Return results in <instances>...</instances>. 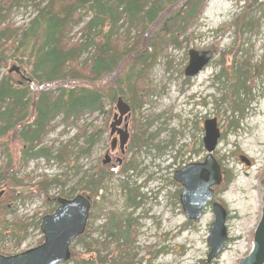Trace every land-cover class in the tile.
<instances>
[{"label": "rangeland", "instance_id": "rangeland-1", "mask_svg": "<svg viewBox=\"0 0 264 264\" xmlns=\"http://www.w3.org/2000/svg\"><path fill=\"white\" fill-rule=\"evenodd\" d=\"M250 1L207 0L200 17L187 30L192 33L188 44L170 46L157 60L150 73L152 94L142 106L141 116L130 112L128 117L130 137L122 165L112 170V178L104 182L91 201L86 225V230L90 231L84 230L86 235L83 238L91 247L94 240L105 242L104 251L117 254L116 243L104 240L105 234L100 228L111 218L122 223L133 222L134 234L130 239L134 264H237L251 250L264 196V68L245 82L249 87L247 94L240 97V105L244 107L241 111H231L229 97L236 66L247 64L254 72L257 65H264V2L258 0L263 9L255 4L245 12V4ZM34 13L33 1L29 0L24 6L13 9L7 19L19 27L26 24ZM242 15L254 20L253 32L243 33L244 30L232 26L233 21ZM79 27H75L69 37H78ZM192 48H210L215 54L205 69L189 79L183 70L188 61L187 52ZM11 64L17 62L10 58L0 66V77L6 74ZM22 67L26 74L29 73L30 64H22ZM221 69H225L227 77H223L222 82L215 80L212 83ZM16 80H20L18 75ZM103 83L105 80L96 85ZM226 95L228 98L224 102L219 101ZM213 117L217 118L220 129L213 155L220 163L224 182L214 186L209 204L203 208L199 219L193 220L184 214L180 205L182 185L173 179V172L205 156L203 124ZM139 118L145 127L148 145L135 149L131 148L130 139L136 124L134 119ZM58 120L57 117L55 127L45 134L41 143L42 146H52L55 153L57 149H63L55 159L36 157L22 168L17 158L21 148L16 135L13 133L0 139V143L8 145L10 159L14 162L12 168L28 181L26 186L16 187H28L20 194L24 198L8 206L15 213L0 211V225L9 222L13 215L33 222L53 212L56 206L51 198L65 197L72 187L75 189L70 197L80 194L83 190L78 188L77 181L83 170L95 167L109 148L107 128L102 141L95 143L89 156L77 155L82 133L104 125L102 114L87 113L66 125ZM233 124L235 127L230 126ZM5 160V153L0 150V164ZM126 163L132 164L133 168L122 172ZM76 166H80L78 173H75ZM225 176L230 177L228 183ZM42 177L57 179L48 187L46 195L35 190L34 184ZM125 185L137 193L134 206L129 205ZM4 189L0 187V197ZM213 201L226 209L228 241L222 251L207 262V239L214 220ZM7 235L0 229V254L5 256L37 246L42 241L39 242L42 233L33 226L18 245ZM84 241L72 240L71 257L61 264H74L90 257L93 260L97 247L84 252Z\"/></svg>", "mask_w": 264, "mask_h": 264}, {"label": "trees", "instance_id": "trees-1", "mask_svg": "<svg viewBox=\"0 0 264 264\" xmlns=\"http://www.w3.org/2000/svg\"><path fill=\"white\" fill-rule=\"evenodd\" d=\"M28 1L0 0V66L10 58L17 62L20 70L24 71L22 64L31 65L29 73H25L29 82H19L16 80L17 74L13 72H6L0 77V139L13 133L16 135L21 148L17 158L22 168L36 157L49 160L59 156L63 149H57L55 153L52 146L41 145L45 134L55 127L57 117L58 122L66 125L87 113L102 114L104 125L95 126L81 135L77 155L89 156L92 147L102 141L105 130L109 129L108 123L115 113L113 106L116 97L122 96L131 106V112L141 116L142 106L152 94L150 73L154 65L170 46L188 44L192 33H187V30L200 17L207 2L30 0L35 7L34 15L26 24L15 27L8 22V15ZM255 4L263 9V4L258 0H251L245 4V12ZM253 23V19H245V15H242L233 21L232 26L244 30L243 33L253 32ZM77 26H80L79 36L73 39L69 34ZM263 68L264 65H257L253 72L247 64L236 66L229 93L231 111L244 108L240 105V97L247 94L249 86L245 82ZM223 77H227L225 69L214 76L212 83L215 80L222 82ZM102 80L105 83L96 85ZM226 97H220L219 101L224 102ZM134 121L136 124L133 125L130 146L138 149L148 145V137L140 118ZM230 126L235 127L234 124ZM0 150L6 156V160L0 164V187L5 188L0 197V211L14 214V209L9 210L8 206L24 198L20 194L28 189L16 187L26 186L28 181L24 176H18L12 168L14 162L10 159L8 145L0 143ZM76 167L75 173H78L80 166ZM130 168L133 165L126 163L122 172ZM112 173L107 165L97 162L95 167L83 170L77 181L78 188L91 200L104 182L112 178ZM224 180L228 183L230 177L225 176ZM56 181V178L42 177L34 184L35 190L46 195L48 187ZM125 188L129 205L134 206L137 193L126 185ZM74 189L72 187L64 196L70 198ZM56 198H51L55 206ZM39 221L40 217L29 222L13 215L9 222L0 225V229L18 245L28 236L32 226L39 228ZM133 225V222L122 223L110 218L100 227L105 234L104 240L116 243L118 252L115 255L104 251L105 242L94 240L91 247L83 239L86 232L82 233L76 240L85 242L84 252H91L96 246L95 257L93 260L92 257L83 258L74 264H134L130 239L134 234Z\"/></svg>", "mask_w": 264, "mask_h": 264}, {"label": "water", "instance_id": "water-1", "mask_svg": "<svg viewBox=\"0 0 264 264\" xmlns=\"http://www.w3.org/2000/svg\"><path fill=\"white\" fill-rule=\"evenodd\" d=\"M259 1L264 2V0ZM187 54L188 61L183 71L184 76L187 77L198 74L214 57V53L210 49L197 50L192 48L188 50ZM10 72L18 74L20 79L30 80L17 64L10 65L7 73ZM114 106L116 112L111 121L109 133L110 135H113L114 132L118 134L119 149L123 155L129 132L126 128V122L123 126L120 124L122 120L126 121L130 116L131 107L120 95L115 98ZM203 128V148L206 151L203 159L189 162L173 172V179L182 185V190L179 193L180 205L184 214L193 220L199 219L203 208L208 205L209 200L213 197V186L222 182L220 163L213 155L220 136L217 118L206 119ZM110 161V154L105 152L101 162L108 164ZM121 161L122 156H118L114 163L119 165ZM246 164L249 165L248 160H246ZM56 200L58 204L54 211L40 218L39 231L42 232L43 236L40 244L8 256L0 254V264H61L70 259L72 240L82 235L86 228L91 200L82 193L70 198L59 196ZM262 201L261 216L253 232L252 248L237 264H264V196ZM211 208L214 220L210 224L207 239L209 246L207 262L215 258L228 241L225 207L221 203L213 201Z\"/></svg>", "mask_w": 264, "mask_h": 264}, {"label": "flooded vegetation", "instance_id": "flooded-vegetation-1", "mask_svg": "<svg viewBox=\"0 0 264 264\" xmlns=\"http://www.w3.org/2000/svg\"><path fill=\"white\" fill-rule=\"evenodd\" d=\"M205 49H210V48H205ZM210 50H212V49H210ZM212 52H214L213 50H212ZM211 61V60H210ZM209 63V62H208ZM208 63H207V65H208ZM207 65H205L204 67H203V69H205L206 67H207ZM202 69V70H203ZM184 71V70H183ZM187 77V76H186ZM191 78H193V77H189V79H191ZM115 111V110H114ZM116 112V111H115ZM115 114V113H114ZM114 116V115H113ZM113 119V118H112ZM128 120V119H127ZM121 121L122 123L120 124V126H123V125H125V122H126V128H127V130H128V128H129V123H128V121ZM112 121V120H111ZM111 124V123H110ZM110 124H109V128H110ZM109 133V132H108ZM129 135H130V133H129ZM130 137V136H129ZM112 138H113V144L111 143V140H112ZM128 140H129V138L127 139V141H126V145H125V147H124V152L126 151V149H127V146H128ZM112 144V145H111ZM105 152H108V154H110V157H111V161L108 163V164H103L102 162H101V160H102V158L100 159V161H99V163L100 164H103V165H107L109 168H110V170H113V169H115L116 167H120L121 165H122V161H123V158H124V156H125V154H124V152H123V155L121 154V152H120V149H119V140H118V134L117 133H115L114 132V134L113 135H110V133H109V148L108 149H106L104 152H103V154L105 153ZM119 154L122 156V161H121V163L119 164V165H116L115 163H114V160H115V158L116 157H118L119 156ZM203 159V158H202ZM201 159V160H202ZM201 160H198V161H201Z\"/></svg>", "mask_w": 264, "mask_h": 264}, {"label": "bare ground", "instance_id": "bare-ground-1", "mask_svg": "<svg viewBox=\"0 0 264 264\" xmlns=\"http://www.w3.org/2000/svg\"><path fill=\"white\" fill-rule=\"evenodd\" d=\"M23 80V79H22ZM222 174H223V172H222ZM81 193V192H80ZM84 195V194H83Z\"/></svg>", "mask_w": 264, "mask_h": 264}]
</instances>
